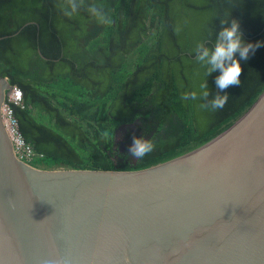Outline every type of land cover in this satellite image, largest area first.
I'll return each instance as SVG.
<instances>
[{
    "label": "trees",
    "instance_id": "16d2710c",
    "mask_svg": "<svg viewBox=\"0 0 264 264\" xmlns=\"http://www.w3.org/2000/svg\"><path fill=\"white\" fill-rule=\"evenodd\" d=\"M232 21L253 50L221 90L196 48ZM0 76L22 92L13 115L35 167L145 169L217 137L264 91V0H0ZM131 124L153 144L142 159L115 145Z\"/></svg>",
    "mask_w": 264,
    "mask_h": 264
},
{
    "label": "water",
    "instance_id": "95a60500",
    "mask_svg": "<svg viewBox=\"0 0 264 264\" xmlns=\"http://www.w3.org/2000/svg\"><path fill=\"white\" fill-rule=\"evenodd\" d=\"M10 90L0 76V264H264V91L195 150L94 171L17 160Z\"/></svg>",
    "mask_w": 264,
    "mask_h": 264
},
{
    "label": "clouds",
    "instance_id": "9594fccd",
    "mask_svg": "<svg viewBox=\"0 0 264 264\" xmlns=\"http://www.w3.org/2000/svg\"><path fill=\"white\" fill-rule=\"evenodd\" d=\"M93 12L95 14L94 9ZM221 24L226 25L227 23L222 21ZM250 50H253V46L251 44H246L242 39L239 23L237 21H232L230 26H223L218 32L213 48H205L202 43L197 45L196 51L201 52V54L197 56V61L204 62L208 65V74L219 70L220 75L216 78V84L219 89L223 90L230 86L240 85L242 68L240 61L235 57L239 54L240 59L247 60ZM189 96L195 99L196 92L185 93L183 98L186 100ZM228 98L227 95L222 97L218 96L213 101V107L223 108ZM152 149L153 144L151 142L134 139V145L130 151L133 155L142 159L147 153L151 152Z\"/></svg>",
    "mask_w": 264,
    "mask_h": 264
},
{
    "label": "built area",
    "instance_id": "2783aa9c",
    "mask_svg": "<svg viewBox=\"0 0 264 264\" xmlns=\"http://www.w3.org/2000/svg\"><path fill=\"white\" fill-rule=\"evenodd\" d=\"M22 101L23 97L21 91L17 87L11 86V90L1 107V118L16 159L35 167L34 163L42 160L44 157L42 154L34 151L33 148L25 142L19 132L17 120L13 115V107L22 106Z\"/></svg>",
    "mask_w": 264,
    "mask_h": 264
},
{
    "label": "flooded vegetation",
    "instance_id": "af4514ba",
    "mask_svg": "<svg viewBox=\"0 0 264 264\" xmlns=\"http://www.w3.org/2000/svg\"><path fill=\"white\" fill-rule=\"evenodd\" d=\"M129 131H130L131 134H133V135H131L130 139H128V137H127V134H128ZM135 135L136 136H140V133H138L134 127L133 128L129 127L127 129H123L121 131H118L117 135L115 134V145H118L119 146V150L121 152L125 151L130 157H136L130 151V149L134 145V139H136ZM125 137L127 139L126 142L123 141V140H125Z\"/></svg>",
    "mask_w": 264,
    "mask_h": 264
},
{
    "label": "rangeland",
    "instance_id": "374dc122",
    "mask_svg": "<svg viewBox=\"0 0 264 264\" xmlns=\"http://www.w3.org/2000/svg\"><path fill=\"white\" fill-rule=\"evenodd\" d=\"M131 60H132L131 65H134L137 63V60L139 61V56H133Z\"/></svg>",
    "mask_w": 264,
    "mask_h": 264
}]
</instances>
